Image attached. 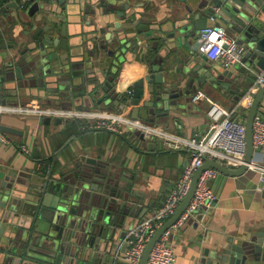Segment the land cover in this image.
Masks as SVG:
<instances>
[{"label":"water","instance_id":"1","mask_svg":"<svg viewBox=\"0 0 264 264\" xmlns=\"http://www.w3.org/2000/svg\"><path fill=\"white\" fill-rule=\"evenodd\" d=\"M157 1H165L180 19L169 29L154 27L164 36L159 35L153 44L144 47L146 51L151 49L157 53L158 44H163L157 53L158 63L154 58L148 59L154 75L135 84L130 102L136 106V118L141 111L146 115L153 114L156 102L160 105L162 99L186 95L187 90L183 89L175 94H158L166 90L167 77L163 74L162 64L174 53L182 56L180 71L187 77L186 85L192 89L198 88L205 77L212 83L226 77L238 80L256 62L264 68V0ZM130 2L54 0L50 8L34 3L28 14L32 17L36 14L34 22L41 25L20 56L0 67V95L4 96L7 91L9 95L17 96L23 91L27 97H41L50 103L63 100L61 106L64 109L72 105L90 109L107 101L112 88L111 78L102 81L99 73L107 78L114 59L125 56L128 48H136L138 40L148 36L139 26L140 22L133 21ZM99 7L105 26L110 23L109 13L121 19L114 23L110 33H106L96 18ZM210 26L222 28L227 35L245 45L242 63L224 67L221 64L206 65L199 60L202 39L197 31ZM96 67L101 68L100 71H96ZM202 69L206 72L199 76ZM145 81L155 98L145 100L139 106L145 93ZM263 99L264 85L255 94L246 116L245 163L238 168H229L218 161L205 159L193 175L189 192L180 206L147 242L139 264H147L160 237L185 212L204 170L214 168L230 176L249 172L255 153L254 120ZM62 120L59 116L55 121L61 123ZM39 121L51 123L53 119L51 116L40 117ZM0 130L22 132L3 123H0ZM139 135L145 139L142 133ZM117 185L108 168L93 159H87L83 165L76 164V169L70 172L58 174H53L50 169L32 173L0 171V264H114L115 257L111 256L114 246L118 241H124L117 255L124 253L128 246L126 237L134 226L131 223L129 230L122 229L134 207L129 208L126 202L119 201ZM205 264H264V232L212 253Z\"/></svg>","mask_w":264,"mask_h":264},{"label":"crops","instance_id":"2","mask_svg":"<svg viewBox=\"0 0 264 264\" xmlns=\"http://www.w3.org/2000/svg\"><path fill=\"white\" fill-rule=\"evenodd\" d=\"M53 1L32 0L22 4V0H0V67L6 61L20 56L22 50L32 41L37 27L41 25L34 22L36 14L33 17L28 14L32 5L39 2L50 8ZM102 7H105L104 4ZM98 12L99 16L96 18L105 27L106 33L113 31L114 23L121 22L114 13H109L110 23L105 26L102 22V8L99 7ZM130 14H134L133 21L140 22L139 26L148 36H142L136 48H128L125 56L123 54L120 59H114L107 78L99 73L102 81L111 78L112 88L107 101L90 109L84 108V105H72L64 109L61 106L63 100L50 103L41 97H27L23 91L17 96H11L7 91L4 96L0 95V123L22 131L17 134L4 132L8 143L0 141V171L32 173L50 169L53 174H58L76 169V164L83 165L87 159L103 163L118 183L116 193L119 201L126 202L129 208L134 207L133 214L127 215L125 219L122 229L126 230H129L131 223L135 227L163 204L168 192L176 185L190 162L189 150L166 147L163 139H142L138 131L130 128L123 133L89 129L87 121L76 116L68 115L63 117L61 123H57L55 120L59 116L52 115V111L64 110L74 114L81 111L96 116L120 114L156 126L167 133L183 137H202L209 130L207 98L228 110H234L244 95L254 87L256 80L249 69L238 80L226 77L212 83L205 77L206 80L198 88L192 89L186 85L187 77L180 71L182 56L174 53L162 64L163 74L167 77L166 90L158 94L170 95L187 90L186 95L162 99L160 105L156 102L153 114L146 115V112L141 111L136 118V106L130 102L135 84L148 75H154L148 59L154 58L158 63L157 53L163 44H158L155 49L157 53L151 49L146 51L144 47L153 44L156 37L164 34L154 27L169 29L180 16L170 10L165 1L157 0H131ZM201 30L197 31V35H200ZM201 53L199 60L204 64L220 65L210 62L202 51ZM257 67V62L251 66ZM95 69L100 71L101 68ZM205 72L202 69L198 75L202 76ZM149 87L145 81V93L139 106L145 100L155 98L150 94ZM198 92H202L207 98L193 102V97ZM2 100H6V103H2ZM25 107L33 108L35 112L21 113L20 109ZM248 109L242 106L236 114L244 119ZM258 113L264 116V99ZM48 116L53 119L51 123H40V117ZM22 145H27L30 152H23L20 149ZM253 162L264 166V150L254 153ZM210 186L217 195L214 206L197 210L187 221L172 229L174 264H205L212 253L221 252L225 247L235 246L238 242L264 232V182L260 172L249 170L241 176H230L218 171L210 179ZM123 244L124 241H118L114 246V253L111 254L115 257L114 264H129L124 259L125 252L117 255Z\"/></svg>","mask_w":264,"mask_h":264},{"label":"built area","instance_id":"3","mask_svg":"<svg viewBox=\"0 0 264 264\" xmlns=\"http://www.w3.org/2000/svg\"><path fill=\"white\" fill-rule=\"evenodd\" d=\"M32 0H22V4L30 3ZM202 39L200 50L205 54L210 62L220 63L224 67H232L242 63L245 54V45L239 43L237 39L230 37L219 27L210 26L202 29L199 35ZM251 74L256 77L254 87L238 103L234 110H228L222 105L198 92L193 97V102L202 98H207L209 107L207 116L209 119V130L205 136L183 137L167 133L156 126L149 125L140 120L126 118L123 115H103L96 116L88 112L52 111V115L67 117L76 116L87 121L89 129H105L114 133H123L127 129H133L142 133L145 139H163L164 145L176 150L188 149L190 152V162L184 168L176 185L168 192L163 204L152 214L142 219L133 227L127 238V249L124 259L129 264H139L142 252L154 235V233L167 221V219L177 210L189 192L193 175L205 163V159L218 161L229 168H238L245 163L247 151L246 138V116L240 118L236 112L240 108H249L253 96L264 85V68H250ZM251 93V94H250ZM253 95V96H252ZM22 113H34V109L25 107L20 109ZM0 141L8 143L3 131L0 130ZM254 152L264 150V116L257 114L253 127ZM23 152L29 153L27 145L20 148ZM249 170L261 173L264 182V166L254 162L249 164ZM218 170L208 168L204 170L199 178L194 196L182 214L180 219L166 230L152 249L147 264H174L175 254L172 246V229L183 224L197 210L201 208H211L217 201V195L210 186V179Z\"/></svg>","mask_w":264,"mask_h":264},{"label":"bare ground","instance_id":"4","mask_svg":"<svg viewBox=\"0 0 264 264\" xmlns=\"http://www.w3.org/2000/svg\"><path fill=\"white\" fill-rule=\"evenodd\" d=\"M1 107V106H0ZM1 109H3V108H1Z\"/></svg>","mask_w":264,"mask_h":264}]
</instances>
